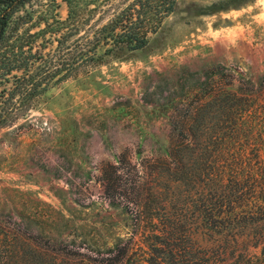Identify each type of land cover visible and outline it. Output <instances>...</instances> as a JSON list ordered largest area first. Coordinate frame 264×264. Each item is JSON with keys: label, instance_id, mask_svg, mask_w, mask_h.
I'll list each match as a JSON object with an SVG mask.
<instances>
[{"label": "rangeland", "instance_id": "obj_1", "mask_svg": "<svg viewBox=\"0 0 264 264\" xmlns=\"http://www.w3.org/2000/svg\"><path fill=\"white\" fill-rule=\"evenodd\" d=\"M67 12L61 0H32L11 26H60ZM263 74L264 0H178L147 46L51 88L31 112L42 119L38 130L25 118L0 127V211L22 225L27 210L41 213L37 224L69 233L67 241L100 264L130 248L165 257L161 242L168 239L194 254L200 244L215 251L206 219L215 198L202 168L212 178L213 127L220 121L211 115L203 142L198 130V140L179 134L172 116L236 108L248 80ZM219 77L241 101L213 98L212 78ZM235 140L226 156L264 160V136L257 143L242 132Z\"/></svg>", "mask_w": 264, "mask_h": 264}, {"label": "trees", "instance_id": "obj_2", "mask_svg": "<svg viewBox=\"0 0 264 264\" xmlns=\"http://www.w3.org/2000/svg\"><path fill=\"white\" fill-rule=\"evenodd\" d=\"M30 1L0 0V127H12L25 118L32 131L40 128L42 119L31 112L51 88L90 74L122 51L147 46L178 3V0H61L68 12L65 19L58 20L60 26H39L35 32L11 26L14 16ZM212 81L217 87L214 99L228 96L241 101L240 94L227 90L220 77ZM247 83L248 91L242 92L243 104L236 108L214 111L196 107L172 116L179 134L198 140V130L203 142L210 129L206 123L211 115L216 114L220 121L213 127L218 155L209 165L212 178L204 176L202 168L203 181H207L215 198L206 219L211 220L212 227L208 230L213 233L208 234L215 235L217 249L200 244L194 254L168 239L169 243L161 242L166 245L162 252L165 257L156 252L146 258L130 248L117 251L111 257L112 264H144L143 260L148 264H264V160L245 154L226 156L242 132L257 143L263 141L264 74L256 82ZM207 99L204 95L200 101ZM197 121L202 124L195 128ZM22 127L20 124L16 128L19 136L20 132L25 133ZM232 149L235 151L236 147ZM184 161V157L180 159L182 164ZM26 213L23 219L29 222L22 225L10 213L0 211V264H100L98 258L78 252L75 244L67 241L69 233L44 230L40 220L37 224L35 220L42 217L41 213L30 210ZM251 247H260V251L254 253Z\"/></svg>", "mask_w": 264, "mask_h": 264}]
</instances>
